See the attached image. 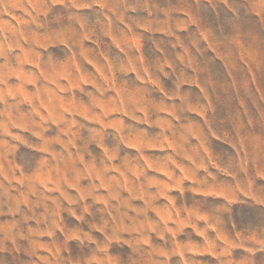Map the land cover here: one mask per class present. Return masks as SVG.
<instances>
[{
  "label": "rangeland",
  "instance_id": "obj_1",
  "mask_svg": "<svg viewBox=\"0 0 264 264\" xmlns=\"http://www.w3.org/2000/svg\"><path fill=\"white\" fill-rule=\"evenodd\" d=\"M0 264H264V0H0Z\"/></svg>",
  "mask_w": 264,
  "mask_h": 264
}]
</instances>
